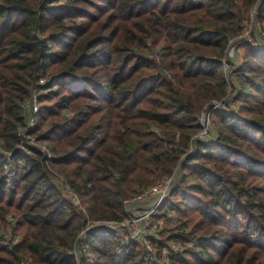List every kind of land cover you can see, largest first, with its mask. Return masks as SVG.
<instances>
[{"label": "trees", "instance_id": "trees-1", "mask_svg": "<svg viewBox=\"0 0 264 264\" xmlns=\"http://www.w3.org/2000/svg\"><path fill=\"white\" fill-rule=\"evenodd\" d=\"M252 18L263 0H0V264H162L169 241L170 264H264V38H235ZM176 172L155 259L117 253L95 221Z\"/></svg>", "mask_w": 264, "mask_h": 264}, {"label": "built area", "instance_id": "built-area-1", "mask_svg": "<svg viewBox=\"0 0 264 264\" xmlns=\"http://www.w3.org/2000/svg\"><path fill=\"white\" fill-rule=\"evenodd\" d=\"M264 1V0H263ZM255 12V9L252 10ZM258 23H255L254 18L250 22L249 26L256 27ZM248 26V27H249ZM249 28V29H250ZM243 33H238L235 38L240 39ZM260 35L264 38V32L259 30ZM234 39L229 38L228 40V48L227 54L230 51V47L233 45ZM258 43V42H257ZM228 59V58H227ZM229 64V63H228ZM226 63V66L228 65ZM228 67V66H227ZM231 71L232 68L228 67L227 69V78L228 82L231 81ZM40 82L43 81L42 78L39 79ZM230 86H228V89ZM29 115L27 119V123L29 126H33L34 120L31 115H33L37 111V103H36V93L33 92L31 94L30 100L26 102ZM222 107L223 111H228V107H224L220 101L214 100L211 104L204 107L200 116L198 117L199 131L196 133V139H204L207 140L210 136V120L209 115L213 108ZM211 137V136H210ZM28 147L29 144H36V140L34 137L27 136V139L24 142L19 144L20 148L24 149L25 146ZM43 149L45 146L43 144H39ZM24 146V147H22ZM46 157L50 158L51 155L49 152H46ZM6 172L8 175H13L15 170L13 165H5ZM178 173H173L169 176H164L161 179L155 181L154 183L148 185L145 188H142L132 195L127 196L122 199L124 204V211L126 213L125 217L121 220H103V221H95L93 225H104L108 228H111L114 233V239L117 242L116 251L119 254H127L135 245L131 242H136L142 245L143 247V258L145 259H155L157 250L154 249L155 244L150 242L148 237L158 238L160 227V216L157 217L159 213L160 204L166 198L169 191L174 186L177 181ZM72 199L74 200L77 197L72 194ZM78 201V200H77ZM169 213V212H168ZM90 225V226H93ZM84 228L80 231L79 236L85 237L86 230L90 227ZM142 235V236H141ZM154 246V247H153ZM180 245L175 243L174 241H169L165 247L161 249L162 252V264H170L169 257L179 251ZM91 259V257H90Z\"/></svg>", "mask_w": 264, "mask_h": 264}, {"label": "rangeland", "instance_id": "rangeland-1", "mask_svg": "<svg viewBox=\"0 0 264 264\" xmlns=\"http://www.w3.org/2000/svg\"><path fill=\"white\" fill-rule=\"evenodd\" d=\"M249 28H250V26L245 28L246 29L245 30L246 32L244 34H242V38H245V37L251 35V32H252L255 37L258 36L259 38L261 37L260 38L261 40L263 39L262 36L259 33V30L264 32V23L263 24H257L256 27L254 28V30L252 29L253 31L251 30L252 27L250 29ZM261 43H262V41L259 43V40L258 39L255 40V39L252 38V44H254L255 47H257ZM232 46L230 47L229 50L230 51L232 50V53L234 52V55L240 60V56L242 57V50H241V48L240 47H237V46L235 47V43H234V46L233 47ZM230 79H231L230 80L231 82H230L229 93H230V96H231L233 94V92H234V89H236V85H235L236 83H235V80L233 81L232 77ZM27 136H30V135H27ZM27 136H26V139H27ZM210 136L208 137V139L211 138ZM31 137H34V136L31 135ZM207 140H205V141H207ZM30 145H34V144H29L28 147ZM24 146H25L24 150H28V147L25 144H24ZM24 146H22V147H24ZM168 212L169 213H168V216L167 217H160V225L159 226H162V228L164 227V228H167V229H172L173 228V225H175V223L177 221V213L174 212V211H172V210L171 211L169 210ZM135 246H137V248L140 249V255H141V253L143 252L142 245L138 243ZM154 249L157 250L156 247H154ZM132 250H134V248ZM161 263H162V261H161Z\"/></svg>", "mask_w": 264, "mask_h": 264}, {"label": "water", "instance_id": "water-1", "mask_svg": "<svg viewBox=\"0 0 264 264\" xmlns=\"http://www.w3.org/2000/svg\"><path fill=\"white\" fill-rule=\"evenodd\" d=\"M191 143H192L193 146L195 145V141H194L193 138L191 139ZM178 170H179V167H178ZM74 202H77V199L76 198L74 199Z\"/></svg>", "mask_w": 264, "mask_h": 264}, {"label": "crops", "instance_id": "crops-1", "mask_svg": "<svg viewBox=\"0 0 264 264\" xmlns=\"http://www.w3.org/2000/svg\"><path fill=\"white\" fill-rule=\"evenodd\" d=\"M241 57V56H240Z\"/></svg>", "mask_w": 264, "mask_h": 264}]
</instances>
